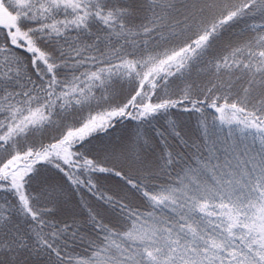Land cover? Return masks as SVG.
<instances>
[{
  "label": "snow or ice",
  "instance_id": "1",
  "mask_svg": "<svg viewBox=\"0 0 264 264\" xmlns=\"http://www.w3.org/2000/svg\"><path fill=\"white\" fill-rule=\"evenodd\" d=\"M0 264H264V0H0Z\"/></svg>",
  "mask_w": 264,
  "mask_h": 264
}]
</instances>
